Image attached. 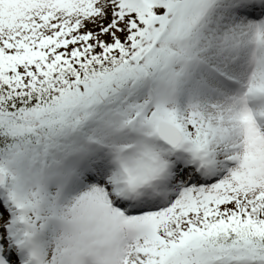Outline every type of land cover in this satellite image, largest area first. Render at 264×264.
<instances>
[{"label":"snow or ice","instance_id":"obj_1","mask_svg":"<svg viewBox=\"0 0 264 264\" xmlns=\"http://www.w3.org/2000/svg\"><path fill=\"white\" fill-rule=\"evenodd\" d=\"M0 264H264V0H0Z\"/></svg>","mask_w":264,"mask_h":264}]
</instances>
